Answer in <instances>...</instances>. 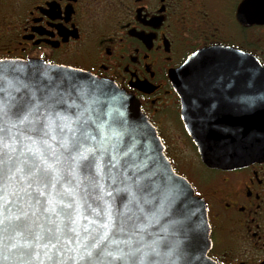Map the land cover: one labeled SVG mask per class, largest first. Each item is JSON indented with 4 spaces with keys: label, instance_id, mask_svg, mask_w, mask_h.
<instances>
[{
    "label": "flooded vegetation",
    "instance_id": "1",
    "mask_svg": "<svg viewBox=\"0 0 264 264\" xmlns=\"http://www.w3.org/2000/svg\"><path fill=\"white\" fill-rule=\"evenodd\" d=\"M244 1L0 0V60L88 71L140 102L174 168L206 204L210 256L219 264H264V161L207 167L183 123L174 78L214 47L264 66V23L242 19Z\"/></svg>",
    "mask_w": 264,
    "mask_h": 264
},
{
    "label": "snow or ice",
    "instance_id": "2",
    "mask_svg": "<svg viewBox=\"0 0 264 264\" xmlns=\"http://www.w3.org/2000/svg\"><path fill=\"white\" fill-rule=\"evenodd\" d=\"M6 79L0 69V264H156L160 238L144 231L156 220L142 196L154 192L167 214L181 192L157 183L134 140L113 151L131 126L103 131L95 86L71 76Z\"/></svg>",
    "mask_w": 264,
    "mask_h": 264
},
{
    "label": "water",
    "instance_id": "3",
    "mask_svg": "<svg viewBox=\"0 0 264 264\" xmlns=\"http://www.w3.org/2000/svg\"><path fill=\"white\" fill-rule=\"evenodd\" d=\"M240 11L245 17L242 19L264 23V0H245ZM193 57L195 59L186 62L174 78V85L181 98L185 128L202 162L220 170L240 169L263 162L264 66L253 56L223 47H214ZM196 62L205 63L197 66ZM0 69L7 78L4 83L11 82L15 86L37 80L46 82L48 76H71L94 85L93 92L99 103L92 116L98 117L97 123L102 125V130L107 131L109 126L119 130L120 119L132 129L131 136H122L113 151H126L125 143L131 146L134 140V151L142 160L147 157L145 162L156 173L157 183L163 181L181 192L178 200L167 209V214L158 211L154 192L149 190L142 196L144 213L150 218L154 215L156 220L144 231L151 233L153 240L160 238L159 255L149 253V258L156 264H219L209 256L212 240L205 202L196 195L188 179L176 172L157 129L133 95L113 81L88 71L38 59L0 60ZM118 210H123L119 199L113 212ZM4 264L20 262L9 259ZM28 264L37 262L29 261ZM113 264L123 262L116 260Z\"/></svg>",
    "mask_w": 264,
    "mask_h": 264
}]
</instances>
